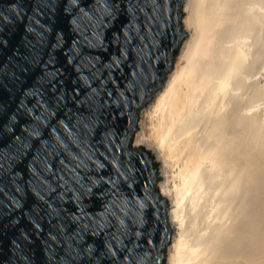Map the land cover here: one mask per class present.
Segmentation results:
<instances>
[{
  "label": "water",
  "instance_id": "1",
  "mask_svg": "<svg viewBox=\"0 0 264 264\" xmlns=\"http://www.w3.org/2000/svg\"><path fill=\"white\" fill-rule=\"evenodd\" d=\"M186 0H0V264H166L172 228L139 110Z\"/></svg>",
  "mask_w": 264,
  "mask_h": 264
},
{
  "label": "bare ground",
  "instance_id": "2",
  "mask_svg": "<svg viewBox=\"0 0 264 264\" xmlns=\"http://www.w3.org/2000/svg\"><path fill=\"white\" fill-rule=\"evenodd\" d=\"M191 36L140 120L162 162L167 264H264V0H186Z\"/></svg>",
  "mask_w": 264,
  "mask_h": 264
},
{
  "label": "rangeland",
  "instance_id": "3",
  "mask_svg": "<svg viewBox=\"0 0 264 264\" xmlns=\"http://www.w3.org/2000/svg\"><path fill=\"white\" fill-rule=\"evenodd\" d=\"M182 10H183L184 15H185L186 13H185V11H184V4H183V8H182ZM183 18H184V16H183ZM183 18H182V26H183V29H184V32L186 33V35L184 36V39H183V41H182V43H181V46H180L179 51H178V53H177V56H176V58H175V60H174V63H173V65H172V68L170 69V71H169V73H168L166 79H167L168 76L171 74V72L174 70V68H175V66H176V64H177V62L180 61V59H181V49H182V45H183V44L185 43V41L191 36L190 31L187 30L186 27H185V23H184V19H183ZM166 79L164 80V82L166 81ZM164 82H163V83H164ZM162 86H163V84L160 86V88H161ZM153 96H154V94L152 95V98H151L149 101H147V103H146V104H145V105L139 110V112H138V122H137V128H136V131H135V137H134V145H136L137 147L141 145V144H139V143H136V138H137L139 132L141 131L140 120H141L142 116H145V115L147 114V110H148L147 108H149L150 105L152 104ZM150 151H151V150H150ZM156 159H157V158H156ZM157 160H158V163H159L160 168H161V171H162V162H161L159 159H157ZM158 187H159V182H158ZM159 190L161 191V194L164 195L166 198H168V200H169V202H170V196H169L168 194H163V193H162V190L160 189V187H159ZM169 207H170V203H169ZM167 215H168V214H167ZM168 216H169V215H168ZM171 228H172V232H171V238H170V242H169L168 250H167L166 264H167V260H168V251H169L171 245L173 244V241H172L173 227H171Z\"/></svg>",
  "mask_w": 264,
  "mask_h": 264
}]
</instances>
